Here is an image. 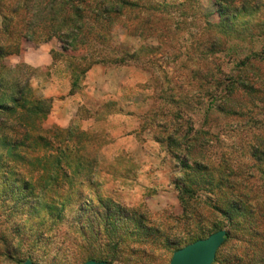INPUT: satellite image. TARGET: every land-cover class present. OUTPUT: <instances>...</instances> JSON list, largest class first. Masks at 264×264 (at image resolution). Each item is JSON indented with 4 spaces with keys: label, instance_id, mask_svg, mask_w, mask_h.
Listing matches in <instances>:
<instances>
[{
    "label": "rangeland",
    "instance_id": "374dc122",
    "mask_svg": "<svg viewBox=\"0 0 264 264\" xmlns=\"http://www.w3.org/2000/svg\"><path fill=\"white\" fill-rule=\"evenodd\" d=\"M135 1L143 6L134 10L137 18L128 17V27L139 24L149 5L146 0ZM153 1L161 4L155 12L164 30L159 38L146 34L147 26L141 34L139 29L114 26L109 36L91 38L80 48L53 36L37 45L44 33L40 23L34 41L22 42L19 54L26 51L36 57L35 48L44 44L53 58L49 67L14 64L18 59L11 54L3 59L19 78L17 88L28 78L26 99L41 96L49 105L42 127L50 132L53 147L68 145L71 173L60 192L37 191L35 197L25 181H31L30 175L36 181L40 168L36 172L0 168V236L4 237L0 264H18L27 253L35 264H78L83 253L79 243L96 236L94 250H105L110 233L123 234L128 248L146 251L139 255L142 263L130 264H169L175 248L187 244L198 229L183 217L178 199L190 173L181 167V159L190 165L195 160L204 164L205 159L217 161L226 154L235 158V165L251 166L247 144L251 131L239 130L244 120L221 112L211 101L210 83L221 80L215 99L224 95L223 87L232 86L236 61L248 50L264 46V3L255 12H241L230 21L231 27L222 24L226 48L210 51L204 43L206 20L220 21L214 0ZM121 51L129 58L114 65L111 57ZM103 55L110 60L96 63ZM70 56L75 57L73 68L78 72L71 68ZM74 72L78 77L72 88ZM235 93V101H247ZM33 150L27 152L34 154ZM38 150L49 153L48 147ZM253 172L263 186L264 174ZM207 174L199 170L191 175L196 183L193 199L216 202L220 194L205 185ZM209 225L194 236L212 232ZM245 239L239 233L236 242L242 246ZM228 250L225 246L218 253L222 263L227 264Z\"/></svg>",
    "mask_w": 264,
    "mask_h": 264
},
{
    "label": "trees",
    "instance_id": "16d2710c",
    "mask_svg": "<svg viewBox=\"0 0 264 264\" xmlns=\"http://www.w3.org/2000/svg\"><path fill=\"white\" fill-rule=\"evenodd\" d=\"M251 1L214 0L220 21L213 24L209 19L206 20L209 29L204 37V43L208 50L219 51L223 47L226 48L227 43L224 42L226 33L221 31L223 26L228 24L231 27L230 21L234 22L241 12L248 10L255 12L258 6L264 3V0H253L252 3ZM146 2L149 5H146L147 9L142 12L139 24L128 27L129 18L131 16L137 18L134 10L143 6L139 1L0 0V90L2 94L0 97L2 99L0 102V149L2 147L6 149L4 152L0 150V168L9 170L19 167L22 171L28 172H36L40 168L42 172H36L38 173L36 181H32L31 175V181H25L26 187L33 188L35 191L33 196L36 197L37 191H40L41 195L45 192L55 194L60 192L63 180L70 179L71 172L68 169L71 167L69 160L71 152H67L68 145L59 144L53 147L47 135L50 132L42 127L49 105L45 104L41 96L33 101L26 99L24 90L28 78H25L23 87L17 88L19 78L11 74L14 71L3 65L4 57L12 53L19 54L23 50L22 42L34 41L35 31L41 24L44 33L39 35L37 45L53 36L61 43L80 48V45L87 43L91 38L102 40L109 36L114 26L126 30L139 29L140 34L143 33V27L147 26L146 34L159 38L163 35L161 34L163 26L159 25L160 18L156 19L155 12L161 9V4L153 0H146ZM145 12L148 13L145 14ZM248 52L238 59L233 67L234 77L229 81L233 87L231 86L230 89L223 87L224 95H219L215 99L217 89L222 86L221 80L215 79L210 83L213 89L210 97L211 101L215 100L218 104L217 108L221 112L244 120L239 125V130L251 131L250 142L247 143L248 155L252 160L251 166L235 165L232 162L235 158L226 154L217 161L205 159L204 164L195 160L193 165H190L185 159H181V167L190 173L189 181H185V185H182L178 191V199L183 209V217L189 221V224L195 227L198 225V229L193 231L188 243L204 238L218 229H226L223 243L218 248L212 264H226L218 259V253L225 246L229 247L227 264H264V185L261 186L254 180L253 172L255 169L264 174V69L262 68L264 46L258 51L248 50ZM105 56H100L103 59H96V63L109 61L110 59L106 60ZM74 58L73 56L69 58L73 60L74 66L71 68L77 66ZM127 58L129 56L121 51L114 56V59L111 57L110 62H114V65L125 64ZM90 64L83 67L80 70L81 73L87 70ZM76 72L73 73L75 79L72 81V88L77 82ZM235 91L245 96L247 101H235L233 98ZM13 92H17L18 95H13ZM170 136L167 139L173 142L174 137ZM42 146L49 148L48 154L38 150ZM32 148L36 150H33L34 154L28 153L27 151ZM199 170L208 172L204 181L205 185L217 190L220 194L216 202L193 199L196 183L192 181L191 175ZM183 193L190 194L192 197L186 198ZM105 209L107 212L110 211L109 207ZM220 223H224V227H219ZM206 224L212 226L214 230L206 235L194 236L195 233L204 231ZM103 225L107 226L108 221L104 220ZM142 227L148 228L146 225ZM239 233L247 238L243 240V247L236 242ZM107 236L105 250H94L92 243L97 240L96 236L94 238L91 235L87 237L86 242L83 240L82 244L79 243L78 246L82 248L83 253L78 264L90 259L104 261L105 264L114 261L127 264L142 263L139 255L146 253L145 250L128 248L123 234L110 233ZM3 238L0 236V240ZM177 242L175 241L173 245L176 246ZM180 247L182 246H177L175 250ZM25 259L33 261L30 253H27L18 264Z\"/></svg>",
    "mask_w": 264,
    "mask_h": 264
},
{
    "label": "water",
    "instance_id": "95a60500",
    "mask_svg": "<svg viewBox=\"0 0 264 264\" xmlns=\"http://www.w3.org/2000/svg\"><path fill=\"white\" fill-rule=\"evenodd\" d=\"M226 229L221 228L173 251L169 264H212L218 248L223 243ZM20 264H35L25 259ZM82 264H105L104 261L87 260Z\"/></svg>",
    "mask_w": 264,
    "mask_h": 264
},
{
    "label": "crops",
    "instance_id": "0c3cea01",
    "mask_svg": "<svg viewBox=\"0 0 264 264\" xmlns=\"http://www.w3.org/2000/svg\"><path fill=\"white\" fill-rule=\"evenodd\" d=\"M0 26H1V17H0ZM35 49H36V52H34L35 53L34 56L36 55V57L31 56V53L26 52V51H23L22 54H11V55L16 56L18 59V61L14 64L21 62L26 65L29 64L30 66H39L41 68L49 67L52 64V60H53L52 55L50 54L51 50L49 49V47H46L43 44L41 46H38ZM45 50H48V51H45Z\"/></svg>",
    "mask_w": 264,
    "mask_h": 264
}]
</instances>
